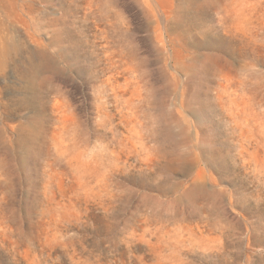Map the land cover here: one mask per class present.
Masks as SVG:
<instances>
[{
    "label": "rangeland",
    "instance_id": "1",
    "mask_svg": "<svg viewBox=\"0 0 264 264\" xmlns=\"http://www.w3.org/2000/svg\"><path fill=\"white\" fill-rule=\"evenodd\" d=\"M0 264H264V0H0Z\"/></svg>",
    "mask_w": 264,
    "mask_h": 264
}]
</instances>
